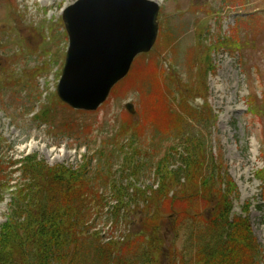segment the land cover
I'll use <instances>...</instances> for the list:
<instances>
[{
  "label": "rangeland",
  "instance_id": "374dc122",
  "mask_svg": "<svg viewBox=\"0 0 264 264\" xmlns=\"http://www.w3.org/2000/svg\"><path fill=\"white\" fill-rule=\"evenodd\" d=\"M75 1L0 0V225L9 214L14 185L19 182L20 172L15 169L20 164L16 162L25 156L36 155L47 165L73 168L82 165L83 154L93 157L91 177L99 181L97 187H101L111 209L117 204L110 191L112 173L125 167V160H132L131 172L121 174V185L156 188L155 170L160 159L167 156L169 164L178 167L191 149L189 146L195 143L208 164L213 158L220 168H226L237 188L232 196V214L249 218L250 230L264 253V193L258 172L264 167V109L251 114L256 104L264 106V0H155L161 6L159 23L170 30L173 41H167L159 32L156 49L135 61L136 75L130 78L128 74L96 111L73 110L57 100L60 74L41 80L36 74L31 88L26 83L28 98L27 92L21 94L20 82L27 74L35 75L41 70L47 76L62 68L69 43L62 24L63 10ZM257 9L260 12L255 14ZM241 16H247L249 21L241 20ZM197 27L200 33L208 32L202 39L204 43L193 50ZM211 35L218 42L221 37L232 42H217L208 64L203 53ZM168 43L171 48L165 49ZM156 56L163 76L156 78L153 94V83L141 78L145 80L144 66ZM17 65L19 70H34L24 69L21 75H15ZM145 84V88L141 87ZM163 97L173 103L174 110L169 109L179 116L170 111L163 114ZM129 101L134 104V113L126 108ZM45 105H50L49 109H43ZM41 110H49L48 115H38ZM31 141L37 143L35 148L29 147ZM204 171L205 167L197 169L194 176L202 178ZM183 183L187 182H177L178 191ZM215 185L220 191L221 185ZM169 197L171 194L161 198V204ZM130 201L129 194L124 200L126 209L117 217L107 207L98 216L91 215L90 227L82 235L79 247L80 264H121L125 259L135 261L143 251L146 241L138 235L143 227L140 217L148 205L150 213L154 212L155 199L147 194L133 204ZM189 204L190 209L183 212L184 219L176 227L179 236L175 241L171 227L164 229L165 251L172 244L180 250L192 249L200 238H189V233H195L196 221L188 213L198 214L197 220L211 217L215 203L195 195ZM180 207L187 208L188 201L184 200ZM134 208L138 209L135 213ZM171 218L172 215L167 225ZM96 232L101 233L102 239ZM108 239L120 241L118 254L102 250Z\"/></svg>",
  "mask_w": 264,
  "mask_h": 264
},
{
  "label": "trees",
  "instance_id": "16d2710c",
  "mask_svg": "<svg viewBox=\"0 0 264 264\" xmlns=\"http://www.w3.org/2000/svg\"><path fill=\"white\" fill-rule=\"evenodd\" d=\"M228 42H232L231 39L219 41L221 45ZM156 58L157 56L150 65L144 66L147 68L145 80L141 78L143 82L149 79L153 83V94L155 85L158 84L156 78L163 76ZM204 59L210 63L208 50L205 51ZM40 71L35 75L27 74L26 77H30L29 80L32 81L33 76L36 77ZM136 73L134 64L128 77L132 78ZM145 86L146 84L141 87ZM153 99L151 103L155 104ZM160 106L163 114H168L173 109V103L170 104L167 97H163ZM171 113L179 116L175 111ZM205 120H209L207 110ZM189 147L191 149L186 148L188 154L182 159L184 166L178 169H170L167 156L160 160L157 172L161 183L152 195L156 209L150 213L151 205H148L140 217L143 227L138 235L146 241L145 247L135 261L127 260L125 263L262 264L263 249L250 230L248 218L231 215L232 196L237 193V188L226 168H220L213 158L208 164L205 156L201 158L203 151L199 155L200 151L195 143ZM126 162L131 163L132 160L127 159ZM203 167L205 171L204 174L202 172V178L194 176L195 171L202 170ZM21 171L22 181L18 183L10 203V213L0 228V264H79L78 247L82 244L81 235L87 228L85 225L90 217L91 203L96 200L98 205L104 204L91 184V176L94 174L93 158H87L79 169L74 170L64 165L50 166L36 155H29L24 159ZM107 172L111 174L110 171ZM259 173L262 176H258L264 184V173ZM182 177H185L187 183L182 184V189L178 191L177 182L180 184ZM216 183L222 186L221 192ZM172 190H175L174 195L161 204L160 199L169 196ZM116 193L121 201L126 195L123 187H117ZM195 195L204 196L215 203L211 217L206 215L202 220H197L198 214L188 213L196 221L195 233H189V238L193 240L199 236L200 239L193 243L190 250H180L177 245L172 244L165 251L162 248L164 229L171 227L174 234L172 240L175 241L179 236L176 227L184 219L183 212L190 209L189 202ZM134 196L147 197L140 189ZM184 200L188 201V207L182 209L180 204ZM120 209L121 206L116 209V216ZM171 215L169 226L167 222ZM146 225L151 226V229ZM106 247L103 250H109V253L117 252L120 248L118 243H110Z\"/></svg>",
  "mask_w": 264,
  "mask_h": 264
},
{
  "label": "water",
  "instance_id": "95a60500",
  "mask_svg": "<svg viewBox=\"0 0 264 264\" xmlns=\"http://www.w3.org/2000/svg\"><path fill=\"white\" fill-rule=\"evenodd\" d=\"M158 13L153 0H77L68 6L70 46L58 84L61 99L75 108L97 109L136 55L152 48ZM126 106L134 112L132 103Z\"/></svg>",
  "mask_w": 264,
  "mask_h": 264
},
{
  "label": "bare ground",
  "instance_id": "6f19581e",
  "mask_svg": "<svg viewBox=\"0 0 264 264\" xmlns=\"http://www.w3.org/2000/svg\"><path fill=\"white\" fill-rule=\"evenodd\" d=\"M43 1H48V0H43ZM35 146H37V143L34 141H31V143H29V147L30 148H35Z\"/></svg>",
  "mask_w": 264,
  "mask_h": 264
}]
</instances>
